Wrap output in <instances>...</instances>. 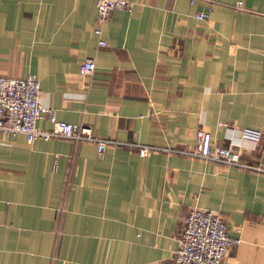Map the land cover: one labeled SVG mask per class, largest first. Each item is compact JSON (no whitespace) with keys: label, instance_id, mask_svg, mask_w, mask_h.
Instances as JSON below:
<instances>
[{"label":"crops","instance_id":"crops-1","mask_svg":"<svg viewBox=\"0 0 264 264\" xmlns=\"http://www.w3.org/2000/svg\"><path fill=\"white\" fill-rule=\"evenodd\" d=\"M130 1L98 47L95 0H0V76L34 75L56 120L115 142L0 132V264H171L193 207L239 240L221 264H264V172L167 151L201 128L264 167V0Z\"/></svg>","mask_w":264,"mask_h":264},{"label":"built area","instance_id":"built-area-1","mask_svg":"<svg viewBox=\"0 0 264 264\" xmlns=\"http://www.w3.org/2000/svg\"><path fill=\"white\" fill-rule=\"evenodd\" d=\"M195 1L189 0L190 4ZM95 5L93 32L97 36V46L104 47L106 41L102 38V30L111 13L117 10L131 12L133 4L130 0H95ZM235 7L240 9L242 2H236ZM210 10V6L204 7L195 14V17L198 20H205ZM94 68L93 59L86 58L80 64L78 73L80 76L91 78ZM40 94V83L32 74L24 78L0 76V132L3 135L9 137L23 135L27 142H32L37 138L43 140L64 138L74 142H91L96 145L99 157L102 156L108 144L115 143L112 140L96 137L91 128L83 123L72 124L56 120L52 109L40 105ZM44 118H48L52 123L49 129L37 126V122ZM194 140L192 150L167 148V151L264 172V167L241 163L237 153L213 144L211 135L201 128L195 131ZM137 147L140 155L153 149L152 146ZM238 241L229 237L227 226L217 212L193 207L183 221L179 244L173 253L171 264H221L229 246L237 244Z\"/></svg>","mask_w":264,"mask_h":264}]
</instances>
